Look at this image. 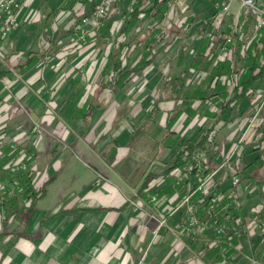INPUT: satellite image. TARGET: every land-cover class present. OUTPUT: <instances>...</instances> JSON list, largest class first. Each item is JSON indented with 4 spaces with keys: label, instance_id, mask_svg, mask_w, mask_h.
<instances>
[{
    "label": "crops",
    "instance_id": "0c3cea01",
    "mask_svg": "<svg viewBox=\"0 0 264 264\" xmlns=\"http://www.w3.org/2000/svg\"><path fill=\"white\" fill-rule=\"evenodd\" d=\"M183 2L194 14L185 25L184 35L179 39L182 44L178 46V39L166 44L155 54L152 63L134 76L123 90L111 91L107 88L104 77L108 47L96 46L95 33L90 35V42H94L86 47H75L77 44L70 34L74 44L65 46L60 51L55 50V54L48 56L52 58L46 64L39 65L28 75L18 73L16 76L12 73V77L0 81V130L3 126L6 128L7 122L3 120L13 117L14 113L10 108L14 102L29 104L26 117L45 120L58 116L66 119L69 129L61 125L57 130L67 133V146H72L68 150L73 151L90 167L97 169L96 167L103 166L106 169L102 171V179L99 181L89 179L80 186H76V181H73V185L67 188L59 186L62 175H54L52 183L46 188V195L37 201L34 212L23 227L19 228L18 223L13 226L0 223V264H264V188L258 197L261 203L255 208V212H262L261 217L258 222H251L249 225L240 226L235 223L240 235L238 244L221 262L218 255H208L204 248L209 245L206 236L190 241L170 232L179 230L183 220L181 211L169 217V229H162L157 237H153L157 223L150 215H166L169 208L162 207L165 200L156 207L151 202V196L155 193L170 195L173 192L169 189L173 172H166V164L180 151V145L196 139L201 129L209 128L214 123V119L211 120L208 116V107L201 106L198 110L192 108L190 112L184 108L187 94L194 88L196 81H199L197 77H190L194 57L201 48L200 30L206 18L204 16L213 12L209 0ZM90 9L91 3L82 0H26L17 14L18 25L12 37L3 39L0 36V55L4 57V62H0V71L9 69L13 72V67L22 63L27 54H43V50L50 49L52 44H58V40L63 43L68 38L73 18ZM116 11V14L120 13L119 9ZM194 29L193 36L190 31ZM135 48L129 55L132 53L138 60L141 57V46ZM189 69L190 74L187 73ZM98 87L103 88L98 99L105 103V107L91 111L88 115L76 114L77 118L73 111L67 112L65 118V110L60 107L61 104L64 106L76 97L80 103H90L93 88ZM167 87L170 92L164 91L163 94L162 89ZM257 87L258 95L253 104H258L260 95L264 93L263 81ZM203 89H206V84ZM177 90L178 95L175 94ZM182 90H186L183 96ZM45 102L55 108L52 113L37 109L38 104L41 106ZM112 103L115 104L114 110L111 108ZM125 104H129L131 112L117 124L120 120L117 111ZM149 104H155L157 111L149 113L154 120L147 124L146 133L152 132L154 136L158 134L156 141L164 143L153 150L133 139L140 126L139 120L145 114L143 106ZM198 104L200 102L196 106ZM249 107L250 104L244 102L241 107L244 111L242 116L234 114L230 121L216 126V142L220 150L217 160L222 162L226 159L233 144L247 129L255 109L249 110ZM179 112H182V116L170 128L167 121L170 116ZM79 118H88V126ZM5 128L3 132L7 135ZM60 132L57 131L58 135ZM13 134L15 133L11 136ZM18 134L23 140L28 137L27 132ZM261 137L264 138V108L256 125L248 133L244 148L249 150L248 155L237 159L235 169L253 163L257 157L262 156L264 159V142L260 143ZM101 138L105 141L109 139L104 145H109L110 139L113 144H117V148L113 147L117 155L112 162L98 157L93 159L91 154L88 155L91 151L89 146L96 144ZM41 140L39 136L35 148L42 158L47 146L43 141L40 144ZM249 142L252 145L247 148ZM144 152L150 153L149 158H155L147 169V165L138 158ZM56 156L50 153L46 159L54 162ZM168 158L170 161L163 163ZM87 159L91 163H87ZM41 160L37 158L31 165L32 169L42 165ZM142 164L145 169L141 167ZM158 169L163 172L152 175ZM257 176L264 179V166ZM40 179L38 176L35 186L42 184ZM146 179L149 184L141 191ZM230 186V180H227L222 184V190L229 192ZM97 190H100L101 200L93 195ZM87 191H91V194L85 196ZM81 195L84 197L81 198ZM182 195L178 192L172 194L169 197L170 206L178 203ZM241 199L246 208L252 204V200L246 195ZM132 201L139 203L141 208L135 207Z\"/></svg>",
    "mask_w": 264,
    "mask_h": 264
},
{
    "label": "trees",
    "instance_id": "16d2710c",
    "mask_svg": "<svg viewBox=\"0 0 264 264\" xmlns=\"http://www.w3.org/2000/svg\"><path fill=\"white\" fill-rule=\"evenodd\" d=\"M85 3H91V9L87 13L76 15L73 18V24L70 28V34L78 38L74 32V25L77 24L81 18L90 16L96 9L98 3L97 0H82ZM178 0H140L136 6L130 7V0H128V9L125 11L124 16L118 19V14L110 10L107 15L102 19V27L96 30V40L102 39L101 45L108 47L111 42L117 48V51L113 53L111 57V78H113V85L117 90H123L125 86L133 79L134 76L143 72L153 61L155 54L159 53L166 44L164 41V34L162 25L167 19L171 18L172 7ZM210 8L211 3H210ZM116 10V9H115ZM206 17V18H205ZM213 13L204 16V23L200 30L202 36V43L199 52L195 55L191 70L192 79L197 77L198 82L194 84V88L187 94L184 102V108L189 112L193 109L198 110L201 106L208 107V116L211 120L214 119L213 126L205 127L201 129L196 139L184 142L180 145V151L174 158L172 168L168 170L169 173L175 169H190L188 172L187 180L185 183H179L174 178L171 179L169 189H172V194L175 192L183 194L182 197L191 192L196 187V182L193 179L194 168L191 162V150L195 146H201L207 149L209 154L208 165L214 166L219 163L217 152L210 150V138L213 136V142L216 143V126L221 122H228L234 114L242 116L244 111L241 109L244 102L250 104V108H255L253 104L254 99L258 95L257 84L264 80V49L257 51L256 55L253 54V49L256 47L254 42L248 45V49L243 55V49L241 48L235 57L236 67L235 73L239 75V79L235 84L233 96L229 99V76L231 74L230 62L219 58V50L211 56L210 51V38L209 34L217 35L218 32L213 27ZM122 24L121 28L120 25ZM1 25V23H0ZM146 26L147 35L143 33V28ZM1 27V26H0ZM131 29L136 31V36H142L144 40L132 46L130 42H125L128 38V34ZM1 36V35H0ZM2 38V37H1ZM94 42V41H93ZM79 43L78 45L87 46L89 43ZM162 45L155 49V46ZM142 47V56L131 64L127 59V55L130 54L133 47ZM135 48V49H136ZM39 54L29 53L25 56V60L22 63L14 66V69L22 75H28L32 73L36 67L43 63L44 59ZM219 58V60H218ZM190 69L188 74H190ZM12 77V72L9 69L0 71V81L5 78ZM194 83V82H193ZM206 84V89L203 86ZM193 85V84H192ZM183 87V86H182ZM180 89V87H179ZM175 94H179L178 90ZM200 102L198 106L196 103ZM79 104L78 97L73 100L69 105L67 112L76 105ZM195 107V108H194ZM95 108L94 110H96ZM221 110V113H218ZM182 116V112L170 116L167 121V125L172 128V124L176 123ZM172 126V127H171ZM263 131V129H262ZM214 134V135H213ZM3 137L0 135V182H7L9 186L1 190V197L3 202L0 204V209L5 215L6 220L8 217L15 218L20 224H26L32 213L35 210L38 200L46 195L47 186L52 183L53 179L48 180L40 188L35 186L33 173L31 172V165L35 160L34 148L30 146H24V143L17 144H5L3 145ZM264 142V138L261 137L260 143ZM23 149L24 155L20 154V150ZM34 154V155H32ZM240 155L238 158H240ZM233 160L225 169H223L216 177L214 186L212 187L211 194L206 198L204 204L199 208L200 215H204L206 206L210 203H215L217 206V223L222 224L225 227V233L215 246L207 245L206 249L208 255H218L219 262L225 259L229 252L236 249L238 244L239 231L236 229L237 225H249L251 222H258L262 212L259 210L255 212L261 202L259 196L263 192L264 179L257 176L259 170L264 166V159L262 156L257 157L255 161L242 168H236L237 159ZM235 175L238 176L242 184L250 187L249 191L245 192V195L252 202H256L254 206L246 208L245 205L237 207L234 201L230 198L229 193L222 190V184L230 180ZM149 180L146 179L141 187L147 188ZM146 190V189H145ZM149 193H152L151 191ZM163 193H155L159 200V206L162 200L165 203L162 207L168 209L169 197ZM242 200V199H241ZM169 215V210L167 214ZM235 223L237 225H235ZM204 236L207 237L209 242H213L217 239L212 231H208ZM200 237V236H199ZM198 236L190 237L188 240L196 241ZM248 264H252L249 262Z\"/></svg>",
    "mask_w": 264,
    "mask_h": 264
},
{
    "label": "built area",
    "instance_id": "2783aa9c",
    "mask_svg": "<svg viewBox=\"0 0 264 264\" xmlns=\"http://www.w3.org/2000/svg\"><path fill=\"white\" fill-rule=\"evenodd\" d=\"M26 0H0V23L1 37L8 39L16 31L18 25L17 14ZM140 0H130V7L136 6ZM213 12V27L217 35L209 34L211 41V56L219 50V58H222L231 64V74L229 76V99L233 96L235 84L239 75L235 73V57L239 50L243 49V55L251 42L255 43L253 54L264 49V0H209ZM116 0H100L95 11L75 24L74 32L77 34L79 43L87 42L91 32L102 27V19L111 10ZM218 58V60H219ZM259 103L255 106L252 118L249 121L245 132L233 144L230 153L226 159L213 167L208 165L209 154L207 149L201 146H195L190 153L191 162L194 168L193 179L196 187L186 193L178 203L173 206L169 204V215L151 214L150 218L157 223L153 232V237H157L162 229H169L168 219L174 213L181 211L183 220L179 230H170L172 234L179 237L204 236L208 231H212L217 239L209 242V245L215 246L225 233V227L217 223V206L210 203L203 208L204 215H200L199 208L204 204L206 198L211 194L217 175L225 169L233 160L238 158L244 151L247 136L250 130L256 125L260 114L264 108V93L260 95ZM221 113V110H218ZM218 129L216 128V131ZM214 135V134H213ZM210 150L217 152L214 137L210 138ZM216 139V136H215ZM190 169H175L172 177L179 183H185ZM229 196L237 207L241 206V197L250 187L242 184L238 176L233 175L230 178ZM3 199L0 196V203ZM151 202L159 207V200L156 195L151 196ZM135 207L141 208L137 202H131ZM252 264H260L252 262ZM262 264V263H261Z\"/></svg>",
    "mask_w": 264,
    "mask_h": 264
},
{
    "label": "rangeland",
    "instance_id": "374dc122",
    "mask_svg": "<svg viewBox=\"0 0 264 264\" xmlns=\"http://www.w3.org/2000/svg\"><path fill=\"white\" fill-rule=\"evenodd\" d=\"M183 1L184 0H178L177 2L174 3V5L172 7V14H171L172 16H171V18L167 19L164 22V24L162 25L163 34H164V41H162V42L164 44L173 43L174 41H177L176 39H178V41H177L178 46H180L182 44V43L180 44V42H182V41H179V39H181L182 38L181 36L184 35V33H183L185 31L184 28L187 26L186 24H187L188 20L191 19L193 14H194V11H192L191 9H188L186 3H184ZM115 9L116 10L119 9V11H120V14H118V19L122 18L124 16L125 11L128 9V1L127 0H116L115 4L113 5V11L112 10L111 11L112 12H117ZM121 26H122V24L120 25V28H121ZM195 29L193 31H190L191 34H193V36L195 34ZM93 33H96V31L91 32V34H93ZM143 33L145 35H147L146 26L143 28ZM90 35H89V37L87 39V42H89L90 39L92 38V37H90ZM95 36H96V34L94 35V37ZM142 36H144V35L140 34V36H136V31L134 29H131L129 34H128V38H127V40L125 42H127V43L130 42L132 44V46H134L135 44H138V42H140L141 40H144L143 41V44H144L145 43V39H143ZM10 37H12V35ZM70 37L71 36H70V32H69L67 40H64L63 43L62 42L59 43V40H58V44H56L54 42L55 44L54 45L52 44L50 46V49L43 50L44 53L43 54H39L40 56H42L41 58L44 59L43 63H41L40 66L46 64L47 61H49L52 58V57L48 58V56L55 54V52L57 50L60 51V49L62 50L63 48H65V46L74 44L73 41L71 40L72 37L71 38ZM73 39H74L75 44H77L75 47H77L79 42L77 41V38L74 37V36H73ZM101 43H102V39L101 38L97 39L96 46L98 48H106V47H103L101 45ZM160 46H162V45L160 44L158 46H155V49L159 48ZM83 47H86V46H83ZM116 51H117V48L111 42V44L107 48V54L105 56V64H106L107 71L105 73L106 77H104L105 78L104 80L107 82V88H109L108 90H111V91H115L116 90L115 86L113 85V81H112L113 78L110 77L111 76V71H112L111 57H112L113 53H115ZM140 51H141L140 56H142V54H143L142 47H141ZM127 57H128L127 59L129 60V62L131 64L134 63L137 60V56H133L132 53H131V55H127ZM184 61H186V60H184ZM0 62H4V57L1 56V55H0ZM6 63L9 64V62H6ZM13 69H14V67H13ZM12 73L16 74V76L18 75V72L15 69H14V71ZM190 78H192V76ZM263 83H264V80H263ZM176 87L178 88V86H176ZM93 89H94V93H93V96H92L93 98H91V100H90L91 102L90 103L83 104V103L79 102V104H76L74 106V108L72 107L68 113L73 111L74 114H75L74 117L77 118L78 115H76V114H80V116H83V114H87L88 115V114H91L90 113L91 111H97V110L105 107V103L101 102V100L98 99L100 97L99 96L100 92H101V90H103V88L102 87H100V88L98 87V88H93ZM181 89L182 88H180V90ZM186 90H187V88H186ZM111 91H109V93ZM164 91H165V93L166 92L169 93L170 92V88L167 87L164 90L162 89L163 94H164ZM185 91L182 90V92H181L182 96H183V94H186ZM72 102H69V103L65 104L64 106H62L63 104H61V106H60V107H64L65 118H67L66 113H67V110L69 108V105ZM27 106H29V104H24V103L21 104L20 102H14L11 105L10 109L14 113L13 117L3 120V122H7V123L5 125L6 128L3 126L2 127L3 129L0 130V132H2V133H0V135H2V137H3V141H2L3 145H5V144H17V143H21L22 144V143H24L23 147L28 145V146L34 148V150H35L34 154L35 155L34 154H32V155L35 156V160L38 158V159H42L41 162H43L42 165L41 164L39 166L37 165V167L35 169H32V167H31V172L34 174L33 175V177H34V181L33 182H35V180L37 179L38 176L41 177L40 182L42 184L40 186H38L39 188L42 185H44L48 180L52 179L54 175H58V174L62 175V179L59 182V186L60 187H64V188L72 186L73 185V181H76V186H80L82 183H87V181L89 179H91L92 181H94V180L99 181V180L102 179V175H103L102 171L105 169V167L98 166V167H96L97 169H95L93 167H90L89 165H87L84 162H82L77 157V155L75 153H73V151L68 150V148L72 149V146H67V144L69 142L68 141L69 137H67V133L66 132L65 133L64 132L61 133L60 130H57V129H59V127L61 125H63L64 127L69 129L68 122H66V119H64L63 117H60V116H59L60 118H58V116L57 117L55 116L56 118H54V119L48 118V119H45V120L39 119V118L37 119V118L26 117L25 113L28 110ZM113 106H115L114 103H112V107H111L112 109H113ZM154 107H156V108H154ZM38 108L39 109L41 108L40 112L41 111L42 112L43 111H45V112L46 111H50L51 113L55 109L54 107L51 106V104H49L47 102L42 103L41 106H39V104H38L37 109ZM95 108H97V109L94 110ZM143 110H144L145 114L139 120L140 121V126L137 129V133L133 136V139H134L135 142L140 143V144L144 145L145 147H148V149L150 148L151 150H153L155 147H158L159 145L160 146L164 145V143L156 141L157 138H158V134H156L154 136V134L152 132L151 133H146V131H148V128H146L147 124H150L154 120L153 116L149 115V113L157 111V106H155V104L145 105V106H143ZM130 112H131V108H130L129 104L122 105L120 107V109H118V111H117V113H118V115L120 117V120L117 121L116 123L118 124L122 120V118L126 114L128 115ZM79 119L83 120L85 125L88 126V122H89L88 118H79ZM4 128L7 130L6 131L7 135H4L5 134L3 132ZM56 130L59 131L61 134L59 133V135H58ZM13 132L15 134H17V135L13 134L11 136V134ZM19 132H22V133L27 132L28 133V137L26 138V136L24 135V138H26V139L23 140L21 138L22 136H18ZM217 134H218V132H216V135ZM39 136L42 139L40 144L44 142V143H46V146H47L46 152H45L44 155H42V158L38 156V153H37L36 148H35L37 146L36 145V140H37V138ZM107 141L109 142V139L105 141V139L103 140L101 138L100 140L98 139L96 144L92 143L89 146L92 152L89 151L88 155L91 154L93 159L98 157V158H102V159H104L106 161L108 160L109 162H112L113 159L117 155V151H116V149L113 150V147L115 146L117 148V144H113V142H111V139H110V144L109 145H104ZM251 145L252 144L249 142L246 147L248 148ZM39 146L41 147V145H39ZM2 149L3 148H1L0 151ZM218 150H219V148H218ZM248 151L249 150H247V151L244 150L243 151L244 153H242L241 155L242 156L248 155ZM50 153L51 154L53 153L54 155L55 154L57 155L56 158H55V161L53 160L54 162H48L47 159H46L47 158L46 156L49 155ZM20 154L24 155L23 149L20 150ZM149 154L150 153L144 152V153H142L141 155L138 156L140 161H143L144 164L147 165L146 169L155 160V158H153V156H151V158H149L150 157ZM242 156H241V158H242ZM66 157H68V158L66 160H63V158H66ZM70 157H72V158L69 161L68 159ZM174 157H173V159H172V161L170 163H168V161H170L169 158L165 159L163 161V163H166V162L168 163V164H166L167 167L166 168L164 167L165 169H167L166 172H168V170L170 168H172L173 163H174ZM35 160L33 161V163L35 162ZM86 161H89L87 163H91L90 159H87ZM219 163H221V160L219 161ZM144 164H142L141 167H144V169H145V165ZM240 167L242 168L244 166H240ZM150 170H154V169L150 168ZM153 172H155V173H153L152 175L160 174L163 171H162V169H158V170L153 171ZM0 174H1V172H0ZM162 174H165V173H162ZM168 174H169V172H168ZM7 186H9V183L0 182V195H1V190L5 189ZM102 191H103V189L101 190V192ZM229 191H230V189H229ZM99 192H100V190L94 191L93 195L101 200L102 196L99 195ZM88 194H91V191H87V193L86 192L84 193L85 196L88 195ZM84 195H81L80 197L82 198V197H84ZM97 201H98V203H100L98 199H97ZM255 203L256 202H252V204L249 207L254 206ZM0 223L1 224L12 225V226L15 225L16 223L20 224L19 221L17 219H15V218L8 217V219L6 220L5 215H4V213L2 212L1 209H0ZM23 226H24V224H20L19 228H21ZM0 233H2V232H0ZM2 236L4 237V234H2ZM248 263H243L242 262L240 264H248Z\"/></svg>",
    "mask_w": 264,
    "mask_h": 264
}]
</instances>
